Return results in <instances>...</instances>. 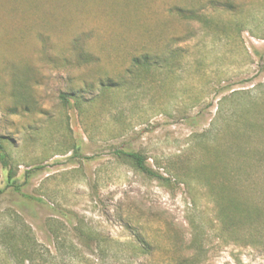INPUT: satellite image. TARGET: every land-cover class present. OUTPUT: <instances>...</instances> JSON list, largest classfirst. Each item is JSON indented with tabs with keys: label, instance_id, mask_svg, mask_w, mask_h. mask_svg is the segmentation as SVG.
<instances>
[{
	"label": "rangeland",
	"instance_id": "374dc122",
	"mask_svg": "<svg viewBox=\"0 0 264 264\" xmlns=\"http://www.w3.org/2000/svg\"><path fill=\"white\" fill-rule=\"evenodd\" d=\"M0 143V264H264V0H0Z\"/></svg>",
	"mask_w": 264,
	"mask_h": 264
},
{
	"label": "trees",
	"instance_id": "16d2710c",
	"mask_svg": "<svg viewBox=\"0 0 264 264\" xmlns=\"http://www.w3.org/2000/svg\"><path fill=\"white\" fill-rule=\"evenodd\" d=\"M135 62L141 67L143 65L145 67L147 65H149L146 58H145V60H143V64L142 63L140 64V61H138V60H135ZM0 149H2L1 143H0ZM118 154H121L122 156L127 157L131 161V163L133 164L134 168L136 170H138L139 172L143 173L144 175H147L149 177L155 178L158 181L163 182V183H167L168 184V183L171 182V180L169 178H164L163 176L157 174L156 172H154L150 168H148L147 165L145 164V158L141 154L134 153V152H124V153H122V152L119 153L118 152ZM258 154H259L260 158L259 159L256 158V159H258L257 161L264 168V157L262 156L263 154H261V153H258ZM247 157H248V155L246 156V159H247ZM246 159H245V161L241 162L239 169H235V170L239 171L238 172L239 176L237 177V179L240 177V174L242 175L244 172H248V169L246 170V168L248 166L249 161H247ZM205 168H207V167L205 166ZM233 171H234V169H233ZM233 171L226 172V170H225L226 177L231 178L232 177L231 175L235 173V172L232 173ZM7 182H8V185H10V186L11 185L12 186L16 185V182L13 181V175H12L11 172H9V174L7 176ZM228 197H229L228 198L229 200L222 199L225 204L224 205L220 204V209L224 213V215H226V217L228 219H230V221H232V219H233V217L231 216V213L233 214V213H238V212L242 211L244 213H249V214L250 213H254L255 214V213H259V211H260L259 208L254 209L253 211H250V210H252L251 208H250V210H248L247 207H244L241 204H239V202H237L235 198H231L230 196H228ZM135 240H136L137 247H133L134 254H139L141 256L149 255L150 254V250H149V248H146L144 238L142 236H137ZM23 253L25 255H28V253H30V249L24 248V252ZM28 260H30V259H28ZM135 262H137V261L135 260Z\"/></svg>",
	"mask_w": 264,
	"mask_h": 264
}]
</instances>
